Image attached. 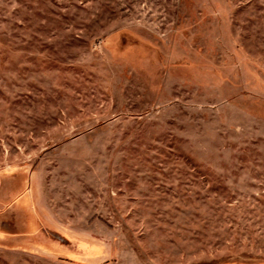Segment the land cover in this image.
<instances>
[{
    "label": "rangeland",
    "instance_id": "rangeland-1",
    "mask_svg": "<svg viewBox=\"0 0 264 264\" xmlns=\"http://www.w3.org/2000/svg\"><path fill=\"white\" fill-rule=\"evenodd\" d=\"M0 264H264V0H0Z\"/></svg>",
    "mask_w": 264,
    "mask_h": 264
},
{
    "label": "trees",
    "instance_id": "trees-1",
    "mask_svg": "<svg viewBox=\"0 0 264 264\" xmlns=\"http://www.w3.org/2000/svg\"><path fill=\"white\" fill-rule=\"evenodd\" d=\"M73 240H74V239H73ZM74 241L77 242V243H80V244L82 243V241H80V240H74ZM82 244H84V246H85V243H82ZM94 248L96 249L97 252L95 251V249H93V250L91 249L90 251H91V252L93 251V253H94V252L99 253V249H98L97 247H94ZM96 253H94V254H96ZM78 257H79V256H78ZM80 257H81V256H80Z\"/></svg>",
    "mask_w": 264,
    "mask_h": 264
}]
</instances>
